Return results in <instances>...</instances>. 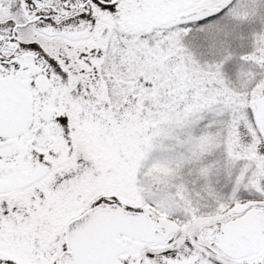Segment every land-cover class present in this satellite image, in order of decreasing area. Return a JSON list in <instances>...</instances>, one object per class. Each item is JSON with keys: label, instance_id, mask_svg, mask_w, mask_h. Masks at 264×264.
<instances>
[{"label": "snow or ice", "instance_id": "6c2138e0", "mask_svg": "<svg viewBox=\"0 0 264 264\" xmlns=\"http://www.w3.org/2000/svg\"><path fill=\"white\" fill-rule=\"evenodd\" d=\"M0 264H264V0H0Z\"/></svg>", "mask_w": 264, "mask_h": 264}]
</instances>
